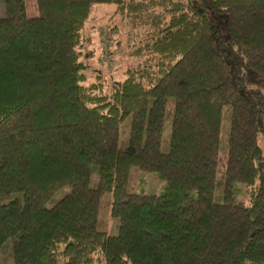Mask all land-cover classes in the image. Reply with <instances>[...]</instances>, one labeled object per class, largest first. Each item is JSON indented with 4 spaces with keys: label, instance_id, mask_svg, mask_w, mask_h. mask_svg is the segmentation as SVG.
Listing matches in <instances>:
<instances>
[{
    "label": "trees",
    "instance_id": "16d2710c",
    "mask_svg": "<svg viewBox=\"0 0 264 264\" xmlns=\"http://www.w3.org/2000/svg\"><path fill=\"white\" fill-rule=\"evenodd\" d=\"M34 3L28 16L24 0H1L0 249L8 243L10 264H264V0ZM94 3L113 5L141 41L109 93L84 72ZM131 166L163 190L129 191ZM103 195L115 234L97 227Z\"/></svg>",
    "mask_w": 264,
    "mask_h": 264
},
{
    "label": "rangeland",
    "instance_id": "374dc122",
    "mask_svg": "<svg viewBox=\"0 0 264 264\" xmlns=\"http://www.w3.org/2000/svg\"><path fill=\"white\" fill-rule=\"evenodd\" d=\"M25 13L28 16L37 15L34 0H24ZM2 5L0 0V15ZM114 6L111 4L94 3L90 6L89 12L84 20L82 34L84 43L83 51L89 50L88 57H82L87 63L84 71L88 80H93L96 75L103 82L104 93L111 91L109 85L112 80L121 78V71L127 66L134 65L137 55L133 52L140 44L137 38L127 36V28L121 25ZM117 42V45H116ZM223 113L227 108H223ZM171 118V99L165 102L162 130L160 134L159 149L164 151L167 146V132ZM129 118L126 117L118 127L117 146L123 148L126 144L127 126ZM264 129V127H263ZM225 133L224 119L218 133V151L216 157L215 172L219 176L225 157ZM261 134V133H259ZM257 142L264 151V137L258 136ZM126 187L132 192L160 193L163 190V182L152 172L140 171L136 167L128 168V179ZM59 192L53 196L57 197ZM53 198L50 200L53 201ZM101 204L97 216V227L108 234L117 232L115 218L109 216L107 200L108 196L101 197ZM214 200L220 201L218 191L214 192ZM7 245V247H5ZM2 249V248H1ZM0 249V264H10L9 246L4 243V248ZM92 264H102L101 260L94 259Z\"/></svg>",
    "mask_w": 264,
    "mask_h": 264
}]
</instances>
